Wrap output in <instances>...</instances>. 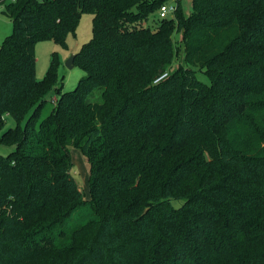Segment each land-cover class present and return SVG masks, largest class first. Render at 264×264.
I'll use <instances>...</instances> for the list:
<instances>
[{"label": "trees", "instance_id": "1", "mask_svg": "<svg viewBox=\"0 0 264 264\" xmlns=\"http://www.w3.org/2000/svg\"><path fill=\"white\" fill-rule=\"evenodd\" d=\"M168 1H5L0 264H264V0H193L189 15L177 0L160 17ZM84 12L86 75L63 91L58 53L37 77L36 44L66 46Z\"/></svg>", "mask_w": 264, "mask_h": 264}, {"label": "rangeland", "instance_id": "2", "mask_svg": "<svg viewBox=\"0 0 264 264\" xmlns=\"http://www.w3.org/2000/svg\"><path fill=\"white\" fill-rule=\"evenodd\" d=\"M176 0H169L168 3H174ZM181 6L185 15L191 14L193 11V0H181ZM158 18V14H156ZM93 19L94 14L92 12L82 13L78 26L75 32L69 33L67 37V45L63 46L61 43L54 39H47L39 41L36 44V75L39 79H42L48 71L53 54L56 52L59 55V81L55 87L62 86L63 91L74 89L82 76L86 75V72L78 65L70 68L66 62L72 54H76L82 46L88 42L93 35ZM153 23V20L150 19ZM14 29V23L11 17L0 10V45L5 38L12 33ZM174 39L179 47L178 52L175 55L172 67L175 68L179 64H185V43L183 41V31L177 29L174 33ZM198 78L205 83H210L209 76L204 71H198ZM57 91L54 88L49 94V102L46 106V112H49L54 105V100L57 97ZM16 121L7 116L6 125L4 129L15 126ZM13 149L12 146L0 144V153L7 155ZM72 156L74 160L73 173L79 184V186L89 194V168L87 160L83 157L82 153L78 149H72ZM89 196V195H88Z\"/></svg>", "mask_w": 264, "mask_h": 264}, {"label": "built area", "instance_id": "3", "mask_svg": "<svg viewBox=\"0 0 264 264\" xmlns=\"http://www.w3.org/2000/svg\"><path fill=\"white\" fill-rule=\"evenodd\" d=\"M5 1L7 2H14V1H17V0H4L3 3H0V10H3L5 8ZM178 9V2L176 0V2L174 3H164L161 5L160 9H159V16L160 17H168V16H174L176 11ZM166 74H164L163 76H165Z\"/></svg>", "mask_w": 264, "mask_h": 264}, {"label": "water", "instance_id": "4", "mask_svg": "<svg viewBox=\"0 0 264 264\" xmlns=\"http://www.w3.org/2000/svg\"><path fill=\"white\" fill-rule=\"evenodd\" d=\"M66 64L72 68L75 66V54H72L69 59L67 60Z\"/></svg>", "mask_w": 264, "mask_h": 264}]
</instances>
